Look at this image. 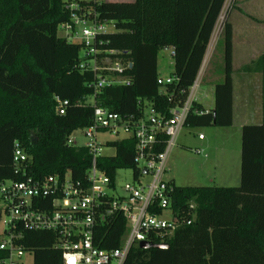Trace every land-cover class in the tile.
Segmentation results:
<instances>
[{
	"label": "trees",
	"instance_id": "obj_1",
	"mask_svg": "<svg viewBox=\"0 0 264 264\" xmlns=\"http://www.w3.org/2000/svg\"><path fill=\"white\" fill-rule=\"evenodd\" d=\"M227 0H98L102 19L116 31L104 36L108 48L131 52L129 85H110L97 93L98 104L121 114L140 113L139 99H149L164 113L182 104L202 67L207 48ZM65 0H0V181L21 180L13 164L14 141L30 158L31 174L42 178L70 172L82 178L90 166L85 147L67 144L76 129L92 123L95 74L81 70L82 49L59 34L70 20ZM232 24L223 25L224 80L215 86L210 113L188 115L186 126L233 124ZM172 48L178 81L160 88L158 52ZM262 60V58H261ZM248 70H261L262 61ZM67 99L66 114L56 112L57 99ZM196 108H203L197 103ZM264 113V108H263ZM116 153L102 159L113 176L117 168H134V142L112 143ZM172 207L195 205L191 225L180 227L168 248L134 246L125 264H264V118L242 128L241 176L236 186H178ZM126 231L119 218L108 226L105 247H117ZM23 246L35 264H63L55 235L25 231ZM0 250V264L4 258Z\"/></svg>",
	"mask_w": 264,
	"mask_h": 264
},
{
	"label": "built area",
	"instance_id": "obj_2",
	"mask_svg": "<svg viewBox=\"0 0 264 264\" xmlns=\"http://www.w3.org/2000/svg\"><path fill=\"white\" fill-rule=\"evenodd\" d=\"M97 1L67 0L70 20L58 27L61 36L81 45L79 68L95 74L91 84L95 94L84 102L94 106L92 123L79 128L84 130L88 142L79 145L70 138L79 129L67 138L68 145L88 149L90 166L82 178H75L70 172L36 178L31 174L30 158L22 143L14 141L13 164L16 173L24 177L0 181V222L5 217L0 237V250L5 256L1 264H35L34 253L22 244L25 231L54 233L63 264H125L134 246L141 242L167 243L177 229L193 223L195 205L182 211L172 207L174 188L165 180V174L188 115L192 111L197 115L211 112L195 107L199 79L190 87L184 102L168 113L157 110L149 99H139L138 114H121L98 104L97 93L105 87L131 83L128 70L133 59L128 50L106 46L104 36L115 32L116 25L100 17ZM177 81L173 73L157 79L162 89ZM56 99V112L66 114L69 100ZM198 137L203 139L204 135ZM126 139L134 142L135 167L128 169L133 170L135 181L120 188L117 173L127 168H117L111 176L102 159L116 153L114 141ZM195 152L204 153L202 149ZM121 217L126 220V231L119 246L105 247L108 226Z\"/></svg>",
	"mask_w": 264,
	"mask_h": 264
},
{
	"label": "rangeland",
	"instance_id": "obj_3",
	"mask_svg": "<svg viewBox=\"0 0 264 264\" xmlns=\"http://www.w3.org/2000/svg\"><path fill=\"white\" fill-rule=\"evenodd\" d=\"M67 1V0H65ZM112 1V0H111ZM113 1H133V0H113ZM234 0H227L225 7L221 13L219 18L218 27L214 34V39L218 38V36L223 37V25L226 21H229L228 11L230 10ZM209 49V48H208ZM215 52L213 61L211 62V69L209 70L205 67H201L197 78L199 79L198 88L196 90V101L199 104H202L204 107H209L210 104L213 103L214 94L211 90V81L209 78L211 77L210 74H215L219 72L221 69L224 70V52H225V43L224 38L217 41L215 45ZM207 57H205L206 61L207 58L209 59L210 54L207 50ZM174 70V60H173V49H160L158 52V72L159 76L167 77L172 74ZM201 72V73H200ZM209 77V78H208ZM236 78V76H235ZM235 92L239 91L244 94L245 83L235 79ZM206 95L208 97H206ZM241 102L236 99L235 100V107L234 112L236 114L234 124L232 126V137H236V142L238 145H241V131L240 126L243 121V114L246 113L245 108H241ZM221 132V137L219 139L220 144L216 147H220L219 151V160L218 165L214 167V155L217 153L215 150L214 152L210 149H206L204 147H200L202 142L198 139L199 134H203L204 137L206 136V140L203 141L206 143L212 137L214 132L211 126H201V127H193V126H185L182 130V133L179 136L178 142L176 147L172 149L170 153L167 171L165 174V180L169 181L170 183L174 182L178 186H213L225 183L221 179L227 178L228 183L227 186H234L238 184V180L235 181L233 178V174H235V169L237 171V166L235 168L236 161L233 158V154L230 159H226L223 157L225 155L222 154V150L227 147V142L229 141L228 137L224 136V128H218ZM103 137V136H102ZM106 137V136H105ZM70 138H73L74 141L79 145H84L88 142V138L84 134V130L79 129L73 132L70 135ZM209 138V139H208ZM232 145L235 142V138L231 140ZM233 147V146H232ZM198 148H204V153H197L195 152ZM106 152H112V149L105 148ZM205 152L208 154V157L205 156ZM217 157V158H218ZM212 163V164H211ZM237 173V172H236ZM239 174V172H238ZM215 177V180H214ZM135 181L134 173L132 169H121L117 173V183L118 186L121 188L126 183H132ZM172 181V182H171ZM215 181V182H214ZM8 184V183H6ZM2 198L0 197V204H2ZM5 217L0 222V237L2 234V230L5 227ZM26 258H30L26 256Z\"/></svg>",
	"mask_w": 264,
	"mask_h": 264
},
{
	"label": "crops",
	"instance_id": "obj_4",
	"mask_svg": "<svg viewBox=\"0 0 264 264\" xmlns=\"http://www.w3.org/2000/svg\"><path fill=\"white\" fill-rule=\"evenodd\" d=\"M111 1V0H110ZM113 1V0H112ZM229 22L232 24L233 29V55H232V81H233V124L235 120V100L238 99L241 104V108H245L246 113L241 114V118H243L242 124L240 126L241 131V145H242V128L246 124H261L263 122L264 113V0H234L233 4L228 11ZM219 22V21H218ZM217 26L215 31L217 30ZM214 31L212 38L210 40L209 46L207 48L208 53L210 54L209 59L204 58L202 67H205L209 70L211 69V62L213 61L215 45L218 40L223 39V37L218 36V38L214 39ZM214 51V52H213ZM207 54V52H206ZM207 57V55H205ZM262 58V60H261ZM261 60V66L263 71L261 70H248L250 66H256V63ZM224 67V66H223ZM211 77L209 80L211 81V90L212 93H215V86L217 83L224 80V70L221 69L219 72L215 74H210ZM236 76V78H235ZM235 79L240 80L245 83V91L244 94L242 92H235ZM206 97H208L206 95ZM198 103V102H197ZM201 106L204 109L211 110L215 106V95L213 98V103L209 105V107ZM223 127L226 132H224V136L228 137L229 141L227 142V147L223 149L222 154L225 155V158L230 159L233 154V158L236 161L235 168L237 166V171L235 169V174H233V178L235 181L238 179V184L240 183L241 176V145L237 144L236 137H232V126ZM214 132L210 140L206 143V136L203 139H198L202 142L200 147H204L206 149H210L213 152L217 150L214 155L213 165L216 167L218 165L219 160V148H216L220 142L219 139L221 137V132L218 131V126L211 125ZM235 138V142L232 145L231 140ZM209 139V138H208ZM218 144V145H217ZM233 146V147H232ZM204 148H198L204 150ZM205 154H207L205 152ZM208 157V154L207 156ZM218 157V158H217ZM212 164V163H211ZM237 172V173H236ZM239 172V174H238ZM237 179V180H236ZM215 180V177H214ZM222 184L213 185V186H227L228 179H221ZM172 182V181H171ZM215 182V181H214ZM237 184V185H238ZM236 186V185H234Z\"/></svg>",
	"mask_w": 264,
	"mask_h": 264
},
{
	"label": "water",
	"instance_id": "obj_5",
	"mask_svg": "<svg viewBox=\"0 0 264 264\" xmlns=\"http://www.w3.org/2000/svg\"><path fill=\"white\" fill-rule=\"evenodd\" d=\"M140 247L143 249L149 248H158V249H165L169 247L168 243H148V242H141Z\"/></svg>",
	"mask_w": 264,
	"mask_h": 264
}]
</instances>
